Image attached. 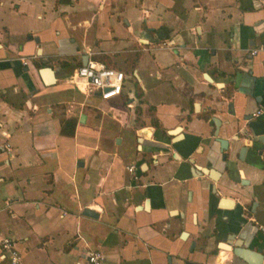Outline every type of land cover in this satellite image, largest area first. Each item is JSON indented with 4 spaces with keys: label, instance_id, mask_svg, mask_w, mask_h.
Returning <instances> with one entry per match:
<instances>
[{
    "label": "crops",
    "instance_id": "0c3cea01",
    "mask_svg": "<svg viewBox=\"0 0 264 264\" xmlns=\"http://www.w3.org/2000/svg\"><path fill=\"white\" fill-rule=\"evenodd\" d=\"M262 43L256 0H0V229L23 262L264 261ZM88 60L119 97L69 83Z\"/></svg>",
    "mask_w": 264,
    "mask_h": 264
},
{
    "label": "built area",
    "instance_id": "2783aa9c",
    "mask_svg": "<svg viewBox=\"0 0 264 264\" xmlns=\"http://www.w3.org/2000/svg\"><path fill=\"white\" fill-rule=\"evenodd\" d=\"M260 9L264 12V0H256ZM3 45L0 44V51ZM257 53H264V43L250 51V55ZM1 60V59H0ZM20 62L26 65V60L20 58ZM72 84L80 93L84 95H98L99 99L103 102H108L120 96L125 83V75L122 71L107 67L106 65L88 60L85 65L79 66L69 79ZM261 114V110L257 111L254 116ZM3 151L9 156H12L13 148L10 143L5 142L2 145ZM260 154L264 161V144L261 147ZM129 173L134 172V166L127 167ZM8 210L9 206L0 209ZM259 230L264 232V227L259 226ZM0 255L3 260L8 264H25L22 260L21 254L16 248V241L7 236L0 229ZM105 257L99 251H89L86 254L85 264H104Z\"/></svg>",
    "mask_w": 264,
    "mask_h": 264
},
{
    "label": "water",
    "instance_id": "95a60500",
    "mask_svg": "<svg viewBox=\"0 0 264 264\" xmlns=\"http://www.w3.org/2000/svg\"><path fill=\"white\" fill-rule=\"evenodd\" d=\"M87 63V62H86ZM86 63H83L82 65H85ZM41 74L45 75V77H47L46 82H52L51 79V70L49 68L40 70ZM239 75H237V81L239 78ZM83 120V119H82ZM214 141L218 142L220 145V151H228L229 149V141H226L225 139H221L218 137V131H215L214 133ZM234 142L238 141V137H236L235 140H232ZM241 149L239 152L242 153ZM195 171L201 173V171H199L196 167L194 168ZM204 172V171H203ZM203 175V173H201ZM206 175L210 176L211 179L215 180L216 179V175L218 174L216 171L214 170H208L207 173H205ZM222 200V204L225 205H231V201L227 200V199H221ZM84 216L86 217H90V218H97V215L95 213H93L92 211L89 210H84L82 213ZM232 252V255L240 260H242L243 262H245L246 264H264L263 261V255L260 254L259 252L250 250L249 248H245V247H240V246H234L232 247V249L230 250Z\"/></svg>",
    "mask_w": 264,
    "mask_h": 264
}]
</instances>
